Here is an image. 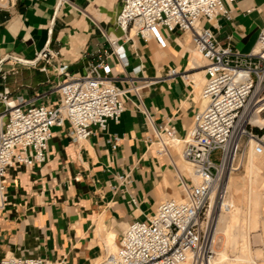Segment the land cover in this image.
Wrapping results in <instances>:
<instances>
[{
	"label": "crops",
	"instance_id": "0c3cea01",
	"mask_svg": "<svg viewBox=\"0 0 264 264\" xmlns=\"http://www.w3.org/2000/svg\"><path fill=\"white\" fill-rule=\"evenodd\" d=\"M120 6V0L0 2V93L10 88L11 75L20 73L17 67H23L29 83L10 88L14 99L45 95L40 103L55 104V89L64 80L54 86L51 80L62 75L63 65L70 76H80L101 59L110 64L119 86L129 88V78L140 86L128 93L126 111L119 122L111 120L106 131L95 128L78 143L68 122L55 126L45 163L8 169V202L0 211V258L95 264L119 247L130 224L146 220L160 202L179 196L181 175L193 171L182 170L181 146L159 152L157 131L173 125L179 137L187 134L201 106L205 63L190 35L179 30L164 34L166 46L133 31L129 40L121 41L126 61L109 55L106 35L122 36L115 26ZM207 26L221 44L250 53L264 28V0H236L231 18L219 16ZM47 46L56 54L51 64H31ZM139 66L142 71L137 73ZM173 68L187 77L165 79ZM145 80L151 83L144 85ZM3 109L0 101V113ZM128 172L130 183L119 180L118 175Z\"/></svg>",
	"mask_w": 264,
	"mask_h": 264
},
{
	"label": "built area",
	"instance_id": "2783aa9c",
	"mask_svg": "<svg viewBox=\"0 0 264 264\" xmlns=\"http://www.w3.org/2000/svg\"><path fill=\"white\" fill-rule=\"evenodd\" d=\"M236 0H120L115 26L122 36L106 35L112 52L126 61L122 40H129L133 31L148 40L166 46L164 34L177 30L190 35L195 50L205 61L206 82L200 97L201 106L184 137L176 127L167 125L157 131L159 152L181 146L183 159L192 165L194 174L181 175V194L159 203L146 220L130 224L115 251L95 264H211L218 257L217 219L225 208L227 180L241 166V158L253 146L264 153V125L255 117L264 118V28L253 51L244 54L221 44L207 24L219 16L231 18ZM56 54L47 46L31 62L46 65ZM46 65L43 70H46ZM1 68V66H0ZM142 71V67L135 68ZM60 74L67 78L55 92L57 103L39 100H16L9 87L0 93L4 105L0 113V211L8 202L5 179L12 166L33 168L48 158L53 128L68 122L76 142L87 140L94 129L106 131L108 123L119 122L126 111L127 95L140 86L129 78L131 86L118 85L112 67L104 59L92 63L85 74L70 76L63 65ZM187 77L177 68L170 69L165 79ZM4 78H6L4 76ZM151 82L145 80L144 85ZM141 107V105H140ZM146 111V109H143ZM221 159L215 162L214 153ZM130 172L118 175L130 183ZM197 177L200 182L194 181ZM137 204L134 199L132 201ZM0 264H68L41 257L7 255Z\"/></svg>",
	"mask_w": 264,
	"mask_h": 264
},
{
	"label": "rangeland",
	"instance_id": "374dc122",
	"mask_svg": "<svg viewBox=\"0 0 264 264\" xmlns=\"http://www.w3.org/2000/svg\"><path fill=\"white\" fill-rule=\"evenodd\" d=\"M200 60L203 64L205 63L203 59ZM21 68L17 67V70L19 69L20 73L11 75L13 76L11 80H7V83L11 89L22 88L25 86V84L29 83H27L29 78L27 77L26 70L22 69L23 72L21 73ZM32 70L35 69L33 68ZM32 72L34 73V71ZM62 76L64 77L62 78ZM58 77V79L51 80L52 86L56 85L57 82L63 81L67 78L63 74L61 76L59 75ZM31 78H33L32 80L34 81L36 75H33ZM197 81H200V79L197 78ZM202 81L204 83L205 79H201V82ZM17 91H19V89L15 90V92ZM212 159L215 162H219L221 159V152L218 151L214 153ZM263 160L264 154H255L250 147L245 157L241 158L240 160V169L230 176L231 178L227 183L226 197L221 196V202L225 203V208L217 219L218 257L214 262L215 264H246V260L243 259L244 255H247L249 264H264V210L262 208L260 209L259 204L258 206L255 204H251L250 206V203L247 202V193L250 195L252 194L254 197L255 195L259 194V192L261 193L264 191V165H261L259 168L253 167L254 164H260ZM190 167L191 166H189V164L185 161L183 163L182 170L185 169L187 171ZM233 203L237 204L239 207V216L237 221L234 223L236 225L234 228L235 243L230 244L223 228L229 226L228 224H233V219L231 218L232 214H230L231 205ZM222 219L223 224L221 225L220 220ZM247 241L249 243V249L247 247L244 248V245L246 246ZM115 250H117V248H113L112 251ZM223 252L227 254V258L224 261L221 259V253Z\"/></svg>",
	"mask_w": 264,
	"mask_h": 264
},
{
	"label": "bare ground",
	"instance_id": "6f19581e",
	"mask_svg": "<svg viewBox=\"0 0 264 264\" xmlns=\"http://www.w3.org/2000/svg\"><path fill=\"white\" fill-rule=\"evenodd\" d=\"M1 1H4V0H0V2ZM253 121L255 122V123H259L260 125H264V118L263 117H255L254 119H253ZM252 148V151L256 154V152H255V150L253 149V146L251 147ZM262 154H264V153H262ZM261 154V155H262ZM261 165H264V160L260 163V164H254L253 165V167H256V168H259V167H261ZM190 166H191V168H192V174H194V169H193V167H192V165L190 164ZM253 173V172H252ZM231 176V175H230ZM229 176V178H228V180H227V183L229 182V179L231 178ZM250 180V179H249ZM252 180V179H251ZM194 181L196 182V183H199L200 182V180L197 178V177H195V179H194ZM232 183H233V181H232ZM247 186V185H246ZM243 188V187H242ZM250 190V189H249ZM253 191V190H252ZM249 193H250V191H249ZM247 202H249L250 203V206H251V204H255V205H257L258 206V204L260 205V209L262 208L263 209V203H264V191L263 192H259V194H257V195H255L254 197L252 196V194L250 195V194H248L247 193ZM249 206V205H248ZM249 206V207H250ZM256 206V207H257ZM263 211V210H262ZM226 213V212H225ZM241 213V212H240ZM255 213V212H254ZM230 214H232V219H233V224H228L229 226H227V227H225V228H223L224 230H225V232H226V235H227V240H228V242H230V244L231 243H235V235H234V228L236 227V225L234 224L236 221H237V219H238V216H239V207L237 206V204H235V203H233L232 205H231V213ZM249 214V213H248ZM222 215V214H221ZM263 216V215H262ZM230 221V220H229ZM220 223H221V225L223 224V219L222 220H220ZM248 236V235H247ZM246 238V237H245ZM248 248L249 249V243H248V241H247V243H246V246L244 245V248ZM247 252V251H246ZM249 256V255H248ZM227 258V254L225 253V252H223V253H221V259H222V261H224L225 259ZM243 259H245L246 260V262L248 263L249 262V260H248V257H247V255H244V257H243ZM215 262V261H214ZM214 262H212L211 264H215ZM245 262V261H244ZM246 263V264H247ZM187 264H190V263H187ZM245 264V263H244ZM249 264V263H248Z\"/></svg>",
	"mask_w": 264,
	"mask_h": 264
}]
</instances>
